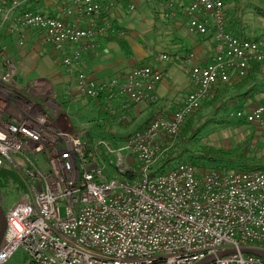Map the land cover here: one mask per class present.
I'll return each instance as SVG.
<instances>
[{"label": "built area", "instance_id": "1", "mask_svg": "<svg viewBox=\"0 0 264 264\" xmlns=\"http://www.w3.org/2000/svg\"><path fill=\"white\" fill-rule=\"evenodd\" d=\"M31 1L11 0L4 8L0 0L1 23L18 47L33 30L62 54L69 103L89 100L120 123L133 106L158 101L163 74L157 68L138 66L101 82L83 69V57L98 52L99 36L121 35L102 22L109 10L102 0H66L60 18L19 11ZM165 8L173 14L175 3L168 0ZM186 15L189 32L215 44L212 61L191 68L194 90L172 116L157 117L116 147L92 142L88 124L53 118L12 91L18 69L0 43V171L11 172L9 184L22 191L7 208L0 190L6 221L0 264L19 250L25 264H264L244 252L264 253L263 170L203 173L187 162L155 170L162 138L177 136L217 85L264 65V37L230 33L224 0H193ZM44 96L59 107L52 92ZM230 115L264 135L263 105Z\"/></svg>", "mask_w": 264, "mask_h": 264}, {"label": "rangeland", "instance_id": "2", "mask_svg": "<svg viewBox=\"0 0 264 264\" xmlns=\"http://www.w3.org/2000/svg\"><path fill=\"white\" fill-rule=\"evenodd\" d=\"M50 1L51 0H32L29 5L33 4L36 8L39 5H49V9L53 13L60 12L54 15L55 17H59L63 12L66 2L56 1L50 4ZM167 1L168 0H145V2L142 1L140 3L139 7L133 0H108L105 2V6L109 8V10L106 11L108 12L106 20L112 24L115 30L120 33L125 32V37H130L129 43L124 42V45H122L123 47L120 46L123 52L120 50L121 52H118L115 57H111L108 63L122 61L119 63L124 62L123 66L125 70L129 71L138 66H151L150 63H152V59L150 58L156 56L162 60L163 68L171 64L179 66L177 63H174V59H169L166 53L169 52V50L163 46V44L166 46L169 44L168 40H170V43L177 42L175 41L174 33V35L167 36L168 27H166V24L168 21L167 19L163 20L160 18L157 11V8L161 5L165 6ZM172 1L175 3L174 0ZM237 1L241 3L239 7L241 12L251 13V15L254 14L253 16L259 18L261 22L264 20L256 11L257 8L264 10V0ZM225 3L228 9V0H225ZM131 6H134L133 10ZM174 11H176V8ZM43 13L48 14L49 12L44 10ZM138 16H141V18L139 19ZM61 17H63V15ZM260 21L256 20V23L252 24L250 28L254 29L255 32H260L264 29L260 26ZM105 36L111 37L112 35ZM260 37H264V31L261 33ZM15 45L16 43L14 47L17 52L19 49H17V45ZM5 52L8 58L13 59L17 65V60L10 55L7 47H5ZM149 55L150 58H148ZM141 56H144L142 57L143 59H140ZM134 60H136V64L131 66L130 61ZM44 65L45 64L36 62L35 60L28 61L27 66L34 69L35 72L28 75L27 80L17 75L14 84L15 89L11 90L19 94V96L37 102L44 108V112H48L51 116L52 111H56L63 113L75 126L78 123L88 124L91 129L90 140L92 142L104 140L114 147L121 146L130 136L146 129L157 117L161 116L168 118L166 115H162L155 111L157 110L156 103L145 106H133L127 119L120 123L116 122V116L102 114V111H99L101 107L89 100L86 101L84 99L75 98L72 103H69L66 97L63 98L60 96V98L56 97L58 104L60 103V109L56 106L53 108L52 105L46 104L48 100L42 94L47 91L44 85L45 81H33L36 80L38 76L40 78H48L47 76L49 75L44 74L46 71V65ZM192 65L193 63H190V67ZM25 66L26 65H24V67ZM178 68L184 74L186 73V76L188 75L189 69L187 65H182ZM61 69V65L58 64V72H60ZM175 70L176 67L173 68L172 73ZM169 74H171V70L168 71V75ZM167 80L170 79H165L166 82ZM246 80H249L251 84L256 81L254 87H257L261 93H264V75L257 76L256 80L249 75ZM245 81L243 80L242 83ZM192 86L191 84V87ZM230 87L231 84H227L224 88V93L226 92L227 95L216 92L214 98L209 97V99L202 104L200 110L192 118L190 117L191 119L189 118L192 120L193 130L202 127L201 132L195 139H189L182 134L183 129L187 127L189 122L185 123L177 136L162 138L161 149L163 154L158 159L155 167L157 173L166 172L180 162L194 164L197 169L203 173L210 169H221L225 171H235L239 169L249 170L255 169L257 165H264V135L260 133L257 126L246 124L244 121H239L230 115L236 110H245L259 104H247L245 98L241 99L239 94L230 92V90H228ZM18 90H20V92ZM262 105H264V103ZM52 117L54 118V116ZM189 119H187V121ZM205 147L234 152L235 154L231 158L232 160L229 161H211L202 158V149ZM169 155L172 161L163 165L165 159ZM242 156L244 157L242 158ZM6 173H8L7 176L0 173V190L3 192L4 198H6L4 201L5 207L10 208L21 199L22 191L9 184V178L13 177V174L11 172ZM15 181L17 180L15 179ZM25 262L26 256L24 255V251L19 250L7 264H25Z\"/></svg>", "mask_w": 264, "mask_h": 264}, {"label": "crops", "instance_id": "3", "mask_svg": "<svg viewBox=\"0 0 264 264\" xmlns=\"http://www.w3.org/2000/svg\"><path fill=\"white\" fill-rule=\"evenodd\" d=\"M62 1L66 2V0H51L50 4L54 2ZM105 4L108 0H102ZM136 5L139 7L140 3L145 0H133ZM176 11L174 13H170L166 10L164 5H161L157 8L158 15L163 20L167 19L168 23L166 27L168 35H174L175 43H170L168 40L167 46L163 44L164 48L169 50L166 52L168 54L169 59H174V63H177L179 66L187 65L189 71L188 75L184 74L178 67L174 65H169L167 67H162L163 62L159 57H152L150 55L148 58L152 59V63H150L151 67L159 69L163 74V79L161 83L158 85L156 93L158 96V101L156 102L157 113H161L162 115H166L167 117L172 116L178 108H180L184 102L186 101L188 95L194 90V86L191 87L190 80V71L194 66H198L200 64H208L212 61L215 55V44L209 38H203L196 35H193L189 32L188 29V17L186 15V10L190 6L193 0H174ZM225 1V0H224ZM229 6H225V14L226 20L228 24V29L233 32V34L247 38V39H256L261 38V33L264 31L262 29L260 32H255L254 29L250 27L252 24L256 23V20L259 18L254 17L251 13L241 12L239 9L241 3L237 0L229 1ZM11 0H2V5L4 8H8L10 6ZM134 4V3H133ZM106 5V4H105ZM135 5V4H134ZM233 5V6H231ZM53 7V6H52ZM51 7V8H52ZM46 8V9H45ZM49 5H39L37 8L31 5H26L19 11L21 12L23 9L38 11L43 13L44 10H47L49 15L54 16L59 13H53L49 9ZM229 10V12H228ZM46 14V13H45ZM62 14L59 15L61 17ZM135 17V16H134ZM140 19L141 16H138ZM134 19V18H133ZM87 20L82 24L86 26ZM231 22V23H230ZM260 26L264 28V20L260 21ZM160 33V32H159ZM174 33V34H173ZM125 32H121V35L111 36L115 38L109 40L106 36H99L97 38L98 52H90L83 57L82 66L85 72L88 74L89 78L94 81H106L114 77L123 78L129 72L126 71L123 63H119L122 61H116L112 63H108L111 57H115L118 52H121L122 49L120 46L124 45V42L129 43V36L125 37ZM10 36L8 26L3 25L1 23L0 18V43L9 49L10 55L15 57L17 60V69L18 75L22 76L27 80L28 75L34 73V69L30 68L28 65V61L35 60L36 62L45 64L46 71L44 72L48 78H40L39 76L36 78L37 82L45 81L44 85L47 88L46 92L42 93L45 95L47 92H52L57 102V98L62 96L65 98L66 86L70 83V76L67 74L65 68L62 65V54L54 51L52 48L47 46L44 42L43 35L37 31H28L26 33L25 44L22 47L16 46L14 47V39ZM119 40L121 44L119 43ZM14 43V44H13ZM119 45V46H118ZM123 47V46H122ZM160 48V46H159ZM162 48V47H161ZM121 50V51H120ZM123 52V51H122ZM146 56V55H145ZM158 56V55H157ZM193 56V57H191ZM141 56L140 59H143ZM149 59V60H150ZM137 60V59H136ZM136 60L130 61L131 66L136 64ZM125 61V60H123ZM190 63L193 65L190 67ZM61 65V71L58 72L57 65ZM24 65H26L24 67ZM176 67V70L172 73L173 68ZM178 68V69H177ZM171 70V74L168 75V71ZM116 75V76H115ZM264 75V66H262L260 72H256L252 74L254 80L257 79V76ZM169 78L170 80L165 81V79ZM190 81V83H189ZM234 81V80H233ZM233 81L231 87L228 89L230 92L237 93L239 95L243 94L248 86H245L242 90L236 89L235 82ZM32 82V81H31ZM30 82V83H31ZM256 81L252 84L254 86ZM258 91L253 95L252 99L247 100V104L257 103L260 106L264 103V93H261L257 87H255ZM217 89L213 90L211 97H215V93ZM242 92V93H241ZM56 93V94H55ZM223 95H227L226 92ZM57 97V98H56ZM210 97V98H211ZM241 99H244L240 97ZM155 104V103H154ZM58 108H60V103ZM145 106V105H142ZM255 106V107H257ZM264 106V105H263ZM254 107H249V110ZM60 111V110H59ZM99 111H102L101 108ZM155 112V113H156ZM102 114H105L102 111ZM107 115V114H106ZM52 116L58 119H66L67 117L63 113L53 112ZM161 117V116H159ZM71 122V120H69ZM72 123V122H71ZM259 130V129H258Z\"/></svg>", "mask_w": 264, "mask_h": 264}, {"label": "trees", "instance_id": "4", "mask_svg": "<svg viewBox=\"0 0 264 264\" xmlns=\"http://www.w3.org/2000/svg\"><path fill=\"white\" fill-rule=\"evenodd\" d=\"M225 6H226V3H225ZM256 11H257V14L260 16V17H262L263 19H264V10L263 9H261V8H257L256 9ZM106 17H108V12H105L104 13V15L102 16V22L104 21V20H106ZM227 26V30L231 33V31L228 29V24L226 25ZM232 34H233V32H232ZM235 35V34H234ZM236 36H238V35H236ZM238 37H241V36H238ZM242 38H244V37H242ZM108 39L109 40H112V39H114V41H115V38H113V37H108ZM119 43L121 44V42H120V40H119ZM262 66H264V65H262V64H253L252 66H251V69H250V71H249V73H248V75L247 76H245V77H232L227 83H225V84H219V85H217L215 88L217 89V92L218 93H221V94H223V90H224V88L227 86V84H229V83H231V81L233 80V78H234V81H233V83L235 82V88L236 89H238L239 91L240 90H242L245 86H248V88L246 89V91L243 93V94H241L240 96L242 97V98H245L246 100H250V99H252V97H253V95L258 91L254 86H252V84L249 82V80L247 81L246 79L248 78V76L250 75V76H252V74H254V73H256V72H260L261 71V68H262ZM253 77V76H252ZM245 81V82H243L242 83V81ZM212 98V97H211ZM213 98H214V96H213ZM225 100V99H224ZM201 108V107H200ZM200 110V109H199ZM198 110V111H199ZM197 111V112H198ZM197 112H195L192 116H191V118L197 113ZM190 118V117H189ZM188 118V119H189ZM190 118V119H191ZM189 119V120H190ZM187 121L186 123H188V125H187V127L185 128V129H183V131H182V134L185 136V137H188L189 139H195L198 135H199V133L201 132V130H202V127H199V128H197V129H195V130H193L192 129V120H190V121ZM235 153L234 152H228V151H224V150H221V149H215V148H212V147H205V148H203L202 149V158L203 159H208V160H211V161H216V160H227V161H229V160H232L231 158L233 157V155H234ZM171 155V154H170ZM170 155L165 159V162H164V164L163 165H166V164H168V163H170L171 161H172V158H170ZM244 156H242V158H243ZM175 159V158H174ZM192 165H194V164H192ZM195 166V165H194ZM196 167V166H195ZM256 168L255 169H249V170H263L264 171V165H262V166H260V165H257V166H255ZM197 168V167H196ZM221 170V169H220ZM6 172H8V171H0V173H2V174H4V175H6L7 176V174L8 173H6ZM14 177V176H13Z\"/></svg>", "mask_w": 264, "mask_h": 264}, {"label": "water", "instance_id": "5", "mask_svg": "<svg viewBox=\"0 0 264 264\" xmlns=\"http://www.w3.org/2000/svg\"><path fill=\"white\" fill-rule=\"evenodd\" d=\"M6 230V221L4 218V213L3 210L0 208V243L2 241L3 235L5 233ZM245 253H252V254H256L257 256L261 257L262 259H264V253L258 251V250H244ZM200 264H207V261L201 262Z\"/></svg>", "mask_w": 264, "mask_h": 264}]
</instances>
